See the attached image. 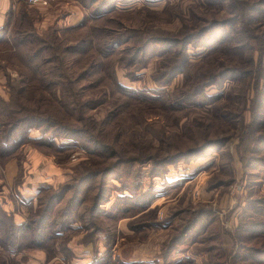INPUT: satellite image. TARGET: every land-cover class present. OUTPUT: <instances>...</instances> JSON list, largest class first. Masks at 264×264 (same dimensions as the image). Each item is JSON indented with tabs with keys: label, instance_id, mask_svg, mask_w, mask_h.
<instances>
[{
	"label": "rangeland",
	"instance_id": "rangeland-1",
	"mask_svg": "<svg viewBox=\"0 0 264 264\" xmlns=\"http://www.w3.org/2000/svg\"><path fill=\"white\" fill-rule=\"evenodd\" d=\"M43 1L0 24V107L62 123L4 116L0 264H264V0Z\"/></svg>",
	"mask_w": 264,
	"mask_h": 264
},
{
	"label": "trees",
	"instance_id": "trees-1",
	"mask_svg": "<svg viewBox=\"0 0 264 264\" xmlns=\"http://www.w3.org/2000/svg\"><path fill=\"white\" fill-rule=\"evenodd\" d=\"M53 42H54V40H53ZM77 45H78L77 43L73 44V46L71 47L72 48L71 50L75 51L77 49ZM52 47H56L57 48L58 44H54L53 43L52 45H49L50 49H53ZM91 47L94 49L93 51H97L96 44L95 45L94 44L91 45ZM76 52H79V50H76ZM93 60H96V59L93 58V57L87 58V56H86L83 59V62L89 64V62H92ZM161 65L164 66V67H168V66L172 65L170 67L171 71L174 70L172 72H176V71H181L182 70L181 69L182 65L177 66L174 69L175 65H173V63L169 64L168 61H165V63H161ZM21 76H23V75H20V77ZM23 83H24V76L19 79L18 84L16 85V87H14L15 90H13V86L11 87V89L13 91L10 94L11 98H9L8 100H9V103H12V105L10 107H8V108H5L6 103H2V104H5V105L0 107V131H1V133L2 132H4V134L6 133V138H8L7 135L9 134V132H11L13 130V124H15L16 121H14V123L12 124L13 120L9 121V119L4 118V116H9L10 114L13 115L14 113L24 112L23 115H22L23 116L22 119L19 120V121H23V122H25V124L26 123H30L31 125H37V126H42V125L46 124V125L52 126V127L62 124L60 121H58V119H52V116H50V115H48L46 113V110H48L50 106H54L52 104H55L54 102L49 100L50 97L55 102H59L58 100H56L55 97H53L54 96V92L52 90L48 89V87L46 88V86H44V87H41V86L27 87L28 93L30 95H32V97L37 101V104H38L39 107L40 106H44V104H42V103H45V106L42 107L41 111H40V109H38V110L35 111L34 115H27L29 109L27 107L22 106L18 102V97H19L18 95H20V91H24V87L22 86ZM46 84H47V81H46ZM41 85H44V84L41 83ZM47 95H49V96L47 97ZM29 99L30 98L27 97V100H29ZM79 119L81 120V118H78L77 120H79ZM5 122H6V126L4 124ZM0 138H1V136H0ZM4 143H6V142L5 141L3 143L1 142L0 154L4 153V149H2V146L4 145ZM43 216L44 215H41V216L37 217V219H35V220H37L39 222L38 224L36 223V226H35L36 229L35 230H39L42 227V224H41L42 221L43 222L47 221V217H43ZM32 220H33V217L30 219V221H28L29 223H27L25 225V231H29V226H30V223H31ZM31 227H34V225H31ZM31 230H33V229H30V234L32 236V240H34L36 235H35V233L32 234L33 231H31ZM40 237H42V236H40ZM40 237H38V238H40ZM32 244L40 246L39 242H36V243L32 242ZM245 248H246V250L249 253L255 252V253H257V254H259L261 256H264V247L257 248V247H254V246H248V247H245Z\"/></svg>",
	"mask_w": 264,
	"mask_h": 264
},
{
	"label": "crops",
	"instance_id": "crops-1",
	"mask_svg": "<svg viewBox=\"0 0 264 264\" xmlns=\"http://www.w3.org/2000/svg\"><path fill=\"white\" fill-rule=\"evenodd\" d=\"M12 5L10 0H0V24L2 23L5 10Z\"/></svg>",
	"mask_w": 264,
	"mask_h": 264
},
{
	"label": "built area",
	"instance_id": "built-area-1",
	"mask_svg": "<svg viewBox=\"0 0 264 264\" xmlns=\"http://www.w3.org/2000/svg\"><path fill=\"white\" fill-rule=\"evenodd\" d=\"M29 3H37V2H41V0H27ZM42 2H44L43 0H42Z\"/></svg>",
	"mask_w": 264,
	"mask_h": 264
}]
</instances>
